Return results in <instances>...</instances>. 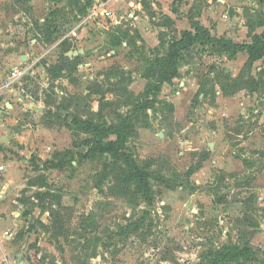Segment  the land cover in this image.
<instances>
[{"label":"rangeland","instance_id":"374dc122","mask_svg":"<svg viewBox=\"0 0 264 264\" xmlns=\"http://www.w3.org/2000/svg\"><path fill=\"white\" fill-rule=\"evenodd\" d=\"M105 1L0 0V82L28 66L1 102L0 264H264V59L197 42L160 86L199 26L170 11L207 0H140L146 39ZM206 9L213 37H264V0Z\"/></svg>","mask_w":264,"mask_h":264},{"label":"trees","instance_id":"16d2710c","mask_svg":"<svg viewBox=\"0 0 264 264\" xmlns=\"http://www.w3.org/2000/svg\"><path fill=\"white\" fill-rule=\"evenodd\" d=\"M145 7H148V3L145 1ZM199 25V23L194 22L192 24ZM197 26L194 29L184 30L182 32V37L177 41L171 42V48L169 54L159 59L157 61L159 65V72L157 75H152L155 79H159V85L161 86L162 82H166L168 80H172L177 75V65L180 63L182 59V51L185 49H189L191 45L196 44L197 42H204V41H212L216 42L220 45L221 49L225 51H230L234 53L246 51L249 54V59L252 61L264 59V37L256 36L253 38L251 43H239L234 42L232 40H228L226 38H216L213 37L209 30L205 27ZM194 30V31H193ZM162 36L160 37V44H163L161 40ZM150 75L146 73V77ZM132 128L127 124V122H123L122 124L113 128L112 133L116 135V141L113 143L123 142L124 138L126 137L127 133H130ZM138 168H135L134 171H137ZM141 176V175H140ZM247 251H250V248L246 246L245 248Z\"/></svg>","mask_w":264,"mask_h":264},{"label":"crops","instance_id":"0c3cea01","mask_svg":"<svg viewBox=\"0 0 264 264\" xmlns=\"http://www.w3.org/2000/svg\"><path fill=\"white\" fill-rule=\"evenodd\" d=\"M112 1V3H117V5H116V9H117V7H121L122 9L124 8L125 10L127 9V10H131L130 11V13H128V17L126 18V15H127V10H126V12H124L123 14H121V15H117L116 14V12H114V8H115V5L113 6H110V4H109V6H108V2L110 3ZM118 1H121L120 3H118ZM195 1H199V0H195ZM219 2H222V1H228V0H218ZM230 1V0H229ZM176 2H178V3H180V1H176ZM106 5H105V12H106V15H105V17L106 18H108V19H111L112 20V24H110V25H116L115 26V29L113 28L111 31H113V33H115L114 35H120L121 33H122V31L123 32H126V31H124V30H122V29H124L125 27H127L128 26V24H130V25H134V27L136 28V29H139V32H140V34H141V36L143 37V39H146V33L148 34L149 33V31H151L150 30V28L149 27H145L146 29H144V28H142L141 26L142 25H146V24H149V25H154V26H163V25H161L160 23L158 24V23H156L155 22V20H157V19H159V17H157L156 16V12L154 11V10H156L157 8H156V4L154 3V2H152L151 1V10H153V11H151V12H148V14L150 15H148V17H149V20H145L143 17H142V15L140 14V13H136V10H138V11H140V12H144V11H146V8L147 7H145L143 4H142V2L140 1V0H129L128 2H127V4L125 3V2H123L122 0H107V1H105L104 2ZM207 3H208V5H206L204 8H203V10L204 11H202V16L204 17L205 16V13H206V17H210V15H211V13L210 12H212V11H210V12H207L206 10V7L207 8H209V9H212V0H207ZM190 6H192V8H193V10H195L198 6L194 3V0H192V3H190ZM149 7V6H148ZM117 11V10H116ZM199 15L200 14H198V15H196L195 17H193L194 15L193 14H191L190 16H183V15H180L179 16V11H177L176 13L175 12H173V11H170V17L173 19V20H176V22H179V20H178V18L179 17H182L183 19H186V20H188V22H190L191 24H193L194 22H196V23H199V24H203L204 25V23H203V17H199ZM193 17V18H192ZM135 20V22H133V21H131V20H133V19ZM190 18H192L191 20H190ZM203 18V19H202ZM125 19V20H124ZM124 20V21H123ZM190 20V21H189ZM210 19H208L207 20V22L206 23H211L210 21H209ZM126 21V22H125ZM128 22V23H127ZM137 23H140V25L138 26V24ZM205 25H207V24H205ZM121 26H124V27H122L121 28ZM153 31V30H152ZM84 33H86L84 30H82V32H81V34L83 35ZM87 39L89 40V38H88V35L89 36H91L92 37V34L89 32V31H87ZM78 35V34H77ZM85 43H87V41H84ZM77 52V51H76ZM80 52V51H79ZM82 52H84V50L82 49ZM148 83V82H147ZM4 102H5V105H9V106H13L14 104H11L9 101H7V100H4ZM2 112V111H1ZM0 123H1V120H0ZM5 169V168H4ZM2 239L4 238V237H1ZM1 244H2V242H1ZM0 244V245H1Z\"/></svg>","mask_w":264,"mask_h":264},{"label":"built area","instance_id":"2783aa9c","mask_svg":"<svg viewBox=\"0 0 264 264\" xmlns=\"http://www.w3.org/2000/svg\"><path fill=\"white\" fill-rule=\"evenodd\" d=\"M81 26V25H80ZM79 26V27H80ZM77 31L74 30L71 35L73 36H77ZM28 70V66L26 67H14L11 68L7 75L5 76L4 80H2L0 82V112L2 111V100H3V95L6 94V91H10L13 88H15L16 83L20 82V78L22 77V75L24 73H26V71ZM1 168L3 169V167L1 166ZM4 237V236H3ZM2 242V238L0 237V244Z\"/></svg>","mask_w":264,"mask_h":264}]
</instances>
